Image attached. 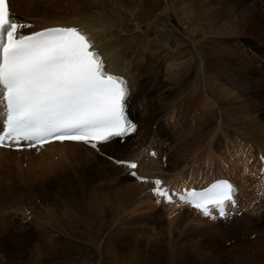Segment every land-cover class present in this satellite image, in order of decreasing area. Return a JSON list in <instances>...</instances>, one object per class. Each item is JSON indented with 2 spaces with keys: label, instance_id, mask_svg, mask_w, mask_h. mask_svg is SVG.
Returning <instances> with one entry per match:
<instances>
[{
  "label": "rangeland",
  "instance_id": "rangeland-1",
  "mask_svg": "<svg viewBox=\"0 0 264 264\" xmlns=\"http://www.w3.org/2000/svg\"><path fill=\"white\" fill-rule=\"evenodd\" d=\"M95 1L14 0L12 11L34 21L33 26L87 12L99 19L103 31L115 30L119 39L134 38L143 42L140 46L147 45L142 50L150 72L140 75L136 85L134 79L137 93L129 111L140 112L148 132L150 122L157 121L159 139H169V132L172 142L156 144L170 156L169 166L153 159L141 162L140 148H132L131 137L123 144L116 141L114 151L137 159V171L148 178L160 168L159 173L173 179L164 177L167 184L194 177L196 186L210 171L227 177L242 186L238 189L244 214L228 225L202 219L180 203L160 205L148 192V183L133 182L123 167L102 161L92 149H75L58 160L57 150L32 154L35 149L3 148L7 153L0 155V264H264V197L258 195L264 183L256 179L259 171L243 169L245 157L237 159L245 156L249 145L257 151L255 157L245 151L253 163L264 154V0ZM101 9L115 22L101 18ZM130 73L136 75L134 70ZM227 77L234 83L224 81ZM126 79L131 90L133 80ZM164 112L171 116L162 117ZM133 115L138 127L140 120ZM239 139L232 148V141ZM197 168L205 169L201 177ZM177 205L180 212H166V207ZM26 207L32 217L21 224Z\"/></svg>",
  "mask_w": 264,
  "mask_h": 264
},
{
  "label": "snow or ice",
  "instance_id": "snow-or-ice-1",
  "mask_svg": "<svg viewBox=\"0 0 264 264\" xmlns=\"http://www.w3.org/2000/svg\"><path fill=\"white\" fill-rule=\"evenodd\" d=\"M28 28L13 18L9 0H0V148L23 150L68 141L95 150L136 131L126 115L127 82L106 71L88 35L60 26L25 34ZM115 163L137 168L134 162ZM259 171L264 174V157ZM152 183L154 196L172 203L176 195L180 204L208 219H224L227 209L237 205V190L228 181L172 195L160 180Z\"/></svg>",
  "mask_w": 264,
  "mask_h": 264
},
{
  "label": "bare ground",
  "instance_id": "bare-ground-1",
  "mask_svg": "<svg viewBox=\"0 0 264 264\" xmlns=\"http://www.w3.org/2000/svg\"><path fill=\"white\" fill-rule=\"evenodd\" d=\"M93 1H95V0H93ZM96 1H98V0H96ZM95 1V2H96ZM12 2H14V0H9V5H10V7H11V10H12ZM93 3V2H92ZM19 4V3H18ZM97 5H98V3H96ZM20 5H22V3H20ZM43 5V4H42ZM91 5V4H90ZM90 5H88L89 7H91ZM13 12V11H12ZM101 18L102 17H105V18H107V20H110V22L111 21H113V22H115L113 19L114 18H111L110 16L108 17V16H106V14H105V12L101 9ZM75 14V13H74ZM89 15H91V14H89ZM98 17V16H97ZM95 17H91V16H88L87 15V12H80L79 13V16L77 17V18H62V17H58V19H56V20H53V19H51L52 21H50V22H48V21H45V22H39L38 23V25L39 26H37V25H35V26H33L32 27V29H29V30H34V29H38L37 27H44V26H48V25H58V24H62V25H65V26H69V25H73V26H77L78 27V29L80 30V31H82L83 33H84V30H86V32L88 33V36L90 37V39L94 42V45H95V50L96 51H98L99 52V54L101 55V57H102V59H103V61H104V63H105V65H106V71L107 72H109L110 74H113V75H117V76H120V77H123L124 79H125V81L127 80L126 78H129L130 80H131V78H132V80H133V85H132V88H131V90H130V97H129V102L130 101H132V100H135V96H136V93H137V87L135 86L137 83H138V81H139V76L140 75H142V74H145V73H147V72H150V71H148V69H149V64H148V60L147 61H144V60H146L147 59V55L145 54V53H143V50H145L146 48L145 47H147L148 48V46L146 45L145 47L142 45V46H140L141 45V43L143 44V42H139L138 40H135L134 38H128V39H119L118 37H119V34L117 33V31H115L114 29V31H111L110 33H108V32H106V31H103V26H102V24L98 21V20H96V19H94ZM83 19H85V20H83ZM27 30V29H26ZM108 31V30H107ZM99 33H101L100 35H99ZM147 42V41H146ZM183 44V43H182ZM142 47V48H141ZM143 49V50H142ZM149 52V51H148ZM150 57V56H149ZM149 57H148V59H149ZM128 62H131L132 64H133V67H131V66H129L128 65ZM201 65H202V63H201ZM129 69V70H128ZM130 70L132 71V70H134V72H136V75L135 76H133L131 73H130ZM124 72V73H123ZM141 73V74H140ZM153 73V72H152ZM150 74V73H149ZM156 74V73H155ZM152 75V74H151ZM151 75H149V76H151ZM155 76V75H154ZM156 77V76H155ZM149 78V77H148ZM226 78V77H225ZM225 78H224V81H227V83H229L228 82V80L230 81V82H232V83H234L233 81H232V79L230 78V77H227V80H225ZM128 79V80H129ZM134 79H136L135 80V85H134ZM157 79V78H156ZM129 82V81H128ZM142 82H144V81H142ZM132 83V82H131ZM151 83V82H150ZM127 84H129V83H127ZM229 84H231V83H229ZM234 85H236V84H234ZM156 86H157V84H156ZM218 86H219V84H218ZM129 87H130V85H129ZM146 87V86H145ZM220 87V86H219ZM218 87V88H219ZM237 87H239V86H237ZM143 88H144V86H143ZM149 88H151V87H149ZM153 88V87H152ZM155 88V87H154ZM159 88V87H158ZM130 89V88H129ZM152 90V89H151ZM154 90H156V89H154ZM164 91V90H163ZM167 91V90H166ZM224 91V90H223ZM169 92V91H168ZM221 92V91H220ZM232 92V91H231ZM147 93V92H146ZM164 93V92H163ZM165 93H167V92H165ZM226 93V92H225ZM229 93V92H228ZM206 94V93H205ZM222 94H223V92H222ZM148 95V94H147ZM165 95V94H164ZM223 95H225V94H223ZM227 95V94H226ZM143 96H144V94H143ZM155 96H156V94H155ZM204 96V95H203ZM141 97V96H140ZM152 97H154V96H152ZM228 97H230L229 95H228ZM163 98V97H162ZM165 98V97H164ZM138 99V98H137ZM154 99V98H153ZM152 99V100H153ZM165 100V99H164ZM194 101V100H193ZM133 102V101H132ZM139 101H137V103H138ZM154 102V101H153ZM165 103H167V101L165 102ZM165 103H164V105H165ZM135 104H136V102H135ZM146 103H144V102H141V104L139 103L138 105H140V108L142 107L143 109L145 108V105ZM137 105V104H136ZM154 105V104H153ZM162 105V104H161ZM183 106V105H182ZM166 107V106H165ZM168 107H169V105H168ZM189 107V106H188ZM146 108H147V106H146ZM130 109H132V108H130ZM134 109V108H133ZM156 109V108H155ZM161 109V108H160ZM145 110V109H144ZM130 111H132V110H130ZM134 111H136V110H134ZM153 111H154V109H153ZM169 111V110H168ZM151 112V111H150ZM156 112V111H155ZM163 113V112H162ZM165 113V112H164ZM136 114V113H135ZM146 114H148V113H146ZM151 114V113H150ZM153 114H154V112H153ZM155 114H157V113H155ZM159 114H161L160 112H159ZM159 114H158V116H159ZM133 115V114H132ZM134 116V115H133ZM146 116V115H145ZM148 116V115H147ZM150 117H152V115L150 116ZM154 117V116H153ZM154 118H156V117H154ZM145 119V118H144ZM149 119V118H148ZM147 119V120H148ZM143 120V119H142ZM149 122L151 121V119L150 120H148ZM148 121H146V122H148ZM160 121V120H159ZM152 122H154V120L152 121ZM145 123V122H144ZM161 123V122H160ZM146 124V123H145ZM157 124H159V123H157ZM163 126V125H162ZM138 127H140V125L138 126ZM143 127V126H142ZM183 128V127H182ZM165 128L163 127V130H164ZM159 131V130H158ZM156 134H158V133H156ZM164 136V135H163ZM200 141V140H199ZM198 141V142H199ZM200 145V144H199ZM67 148V149H66ZM84 148V149H83ZM85 148H88V149H91V148H89V147H86L85 145H83V144H80V143H70V142H63V143H50V144H48V145H45V146H43L42 148H36L35 150L36 151H38L37 153H35L34 151L35 150H32L33 151V153L32 154H38L39 152H41L42 151V153H44L45 151H53V150H67V152L66 151H64L63 152V155H62V152L61 153H59V152H55V153H57L60 157L58 158V160H62L63 158L64 159H67V157H64L65 156V154H68L69 155V153H73V152H75L74 150L75 149H83V150H85ZM3 148H0V155H2V154H6L7 152H5V151H3L2 150ZM12 150H14L13 148H11ZM23 150H31V149H29V148H26V147H24V149ZM17 150H14V151H12V152H16ZM31 151V152H32ZM81 151V150H80ZM85 151H87V150H85ZM54 152V151H53ZM184 152V151H183ZM48 153V152H47ZM47 153H46V155H47ZM78 153V152H77ZM243 153H245L244 151H243ZM20 154H23V153H20ZM45 154V153H44ZM88 155H90L89 153H87ZM28 155H31L30 153L29 154H27V156ZM49 155V154H48ZM52 155V153L49 155V156H51ZM245 155V157H246V153L244 154ZM262 155H264L263 153H262ZM55 156H56V154H55ZM249 156H251V153L247 156L248 158H249ZM33 157V156H32ZM31 157V158H32ZM136 157V156H135ZM242 156H240V157H237V159H240ZM30 158V157H29ZM31 158L30 159H28L27 158V161L28 160H31ZM99 158H101V157H99ZM132 158V157H131ZM34 160H35V157L33 158ZM41 160H43V157H41L40 158ZM56 159V158H55ZM69 159V158H68ZM72 159V158H71ZM70 159V161H72ZM90 159V158H89ZM94 159V158H93ZM98 159V158H97ZM102 159V158H101ZM118 159V158H117ZM121 159V158H120ZM124 159H126V158H124ZM205 159H208V158H205ZM39 160V159H38ZM52 160V159H51ZM98 160H100V159H98ZM148 160H150V159H148ZM67 161V160H66ZM69 161V162H70ZM102 161H107V160H105V159H102ZM235 161V160H234ZM30 162V161H29ZM44 162V161H43ZM68 162V163H69ZM78 162V161H77ZM147 162V161H146ZM210 162V161H209ZM227 162V161H226ZM231 162V160H229V162L228 163H230ZM40 163V162H39ZM79 163H81V162H79ZM91 163V162H90ZM89 163V164H90ZM109 163V162H108ZM31 164H34V162H32V163H30V165ZM35 164H36V162H35ZM67 164V163H66ZM86 164H88V163H86ZM110 165L111 164H114L112 161H111V163H109ZM144 164H145V162H144ZM169 164V163H168ZM167 164V165H168ZM194 164V163H193ZM233 164H235V162H233ZM37 165H38V163H37ZM69 165H70V163H69ZM116 165V164H115ZM150 165V164H149ZM192 165V164H191ZM198 165H199V163H198ZM223 165V164H222ZM35 166V165H34ZM34 166H33V168H34ZM103 166L104 167H107L108 165L107 164H103ZM201 166V165H200ZM209 166V165H208ZM32 167V166H31ZM38 167V166H37ZM39 167H40V164H39ZM192 167V166H191ZM201 167H203V166H201ZM201 167H200V169H201ZM219 167V166H218ZM116 168H118V169H121L120 167H116ZM146 168V167H145ZM183 168V167H182ZM194 168V167H193ZM209 168V167H208ZM212 168V167H211ZM37 169V168H36ZM64 169V168H63ZM85 169V168H84ZM197 169H199V168H197ZM199 169V170H200ZM204 169V168H203ZM233 169V168H232ZM240 169V168H239ZM243 169L244 170H248V171H250V172H257V171H259L258 169H259V162H257V163H253V165H249V164H247V166H243ZM205 170V169H204ZM204 170H202V171H204ZM73 171H75L74 169H73ZM110 171H111V169H110ZM241 171H243V170H241ZM1 172H3V171H1ZM76 172V171H75ZM74 172V173H75ZM194 172V171H193ZM214 171H210L207 175H205V177L203 178L205 181H207L208 180V178L209 179H211V178H213V177H215L217 174L215 173H213ZM238 172V171H237ZM73 173V172H72ZM95 173V172H94ZM111 173V172H110ZM149 173H151V172H149ZM198 173V172H197ZM225 173V172H224ZM107 174V173H106ZM196 174V173H195ZM10 175V174H9ZM193 175H194V173H193ZM111 176V175H110ZM152 176V175H151ZM198 176V175H197ZM202 176V175H201ZM256 176V175H255ZM108 177V176H107ZM191 177V176H190ZM179 178V177H178ZM182 178V177H181ZM188 177H186L185 179H187ZM196 178V177H195ZM115 179H116V177H115ZM164 179V178H163ZM169 179V178H168ZM257 179V178H256ZM120 180V179H119ZM171 180H173L172 178H171ZM199 180V179H198ZM201 180V179H200ZM203 180V181H204ZM253 180V179H252ZM255 180V179H254ZM109 181V180H108ZM175 181H177L176 179H175ZM187 184H189V185H194V182H195V180H194V177L193 178H191V179H187ZM169 182V181H168ZM172 182V181H171ZM179 182V181H178ZM202 181H200V183H201ZM111 183H114V181L113 182H111ZM173 183H174V185H178V184H181L182 182H180V183H176V182H174L173 181ZM140 184V183H139ZM170 184V183H169ZM256 184H257V182H256ZM245 185H246V183H245ZM260 185V184H259ZM146 186V185H145ZM148 188H149V186H147ZM174 187V186H173ZM242 187V186H241ZM243 189V188H242ZM257 189V188H256ZM120 191V190H119ZM134 192L135 193H138V190H134ZM109 194H110V192H109ZM249 195V194H248ZM130 198H132V197H134V195L132 194V195H128ZM105 199V198H104ZM118 199V198H117ZM152 201V200H151ZM119 202V201H118ZM121 202H123V201H121ZM143 202V201H142ZM154 202V201H153ZM177 203V202H176ZM176 203H173V204H176ZM172 204V205H173ZM179 204V203H178ZM185 206V205H184ZM245 206V205H244ZM150 207V206H149ZM166 206H163V208H165ZM179 208L180 207H178V205L177 206H175V207H166L165 209H166V212H167V210L168 211H172V213H170V215H172L173 214V211H176L177 209L179 210ZM152 209V208H151ZM160 209V208H159ZM162 209V208H161ZM163 210V209H162ZM182 210V209H181ZM163 212H164V210H163ZM179 212H180V210H179ZM165 213V212H164ZM176 213V212H175ZM189 213V212H188ZM160 215V213L158 214V216ZM176 215H178V214H176ZM175 215V216H176ZM189 215L191 216L192 214L191 213H189ZM194 216H195V214H194ZM155 217V216H154ZM183 217V216H182ZM196 217V216H195ZM198 217V216H197ZM252 217V216H251ZM159 218H157V220H158ZM180 219V218H179ZM182 219V218H181ZM187 219V218H186ZM193 219H195V218H192V217H190V221L192 220L193 221ZM198 219V218H197ZM249 219H250V217H249ZM178 220V219H177ZM183 220V219H182ZM238 220V219H237ZM243 220V219H242ZM196 221V220H195ZM247 221V220H246ZM153 222V221H152ZM155 222V221H154ZM160 222V221H159ZM161 222H163L162 220H161ZM174 222V221H173ZM173 222H171V224L173 223ZM182 222V221H181ZM198 222V221H197ZM235 222H236V220H235ZM260 222V221H259ZM156 223H158L157 221H156ZM196 223V222H195ZM207 223V222H206ZM209 223V222H208ZM152 224V223H151ZM154 224V223H153ZM162 224V223H161ZM164 224V223H163ZM162 224V225H163ZM170 224V225H171ZM185 224V223H184ZM210 224H212L211 222H210ZM157 225H160L159 223L157 224ZM156 225V226H157ZM161 225V226H162ZM216 225V224H215ZM220 225V224H219ZM218 225V226H219ZM229 225V224H228ZM154 226V225H153ZM212 226V225H211ZM216 226H214V228H215ZM165 228V227H164ZM220 228V227H219ZM209 229V228H208ZM200 230V229H199ZM207 230V229H206ZM213 230V229H212ZM222 230V229H221ZM220 230V231H221ZM196 231H197V229H196ZM201 231V230H200ZM209 231V230H208ZM214 231V230H213ZM196 233V232H195ZM215 233H217V232H215ZM196 235H197V233H196ZM210 235H211V233H210ZM214 235V234H213Z\"/></svg>",
  "mask_w": 264,
  "mask_h": 264
}]
</instances>
